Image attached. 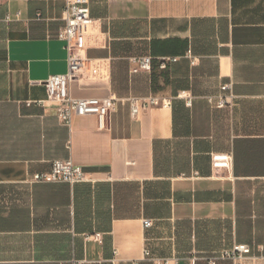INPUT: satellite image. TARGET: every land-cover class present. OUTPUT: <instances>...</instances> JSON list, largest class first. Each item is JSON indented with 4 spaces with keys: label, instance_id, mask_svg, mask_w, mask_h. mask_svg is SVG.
Masks as SVG:
<instances>
[{
    "label": "crops",
    "instance_id": "obj_1",
    "mask_svg": "<svg viewBox=\"0 0 264 264\" xmlns=\"http://www.w3.org/2000/svg\"><path fill=\"white\" fill-rule=\"evenodd\" d=\"M87 1L70 90L117 98L106 128L61 122L49 98L45 81L68 69L64 1H0V264H212L235 243L264 264V0ZM146 54L152 69L134 71ZM150 95L170 106L133 116L129 98ZM57 158L90 180L30 181Z\"/></svg>",
    "mask_w": 264,
    "mask_h": 264
},
{
    "label": "built area",
    "instance_id": "obj_2",
    "mask_svg": "<svg viewBox=\"0 0 264 264\" xmlns=\"http://www.w3.org/2000/svg\"><path fill=\"white\" fill-rule=\"evenodd\" d=\"M5 1V0H0ZM65 20L56 36L66 42L68 51V69L64 73L50 75L45 81L49 98L54 101L58 118L61 122L71 125L74 115L95 114L101 128L108 126V119L111 111L115 110L117 98L108 97H76L71 93V80L79 76L85 66L88 58L85 54L86 35L85 28L94 21L91 15V9L87 0H63ZM177 56L159 57V66L162 69L168 67L170 62L177 61ZM137 65L133 68L138 70H151L153 66V56L146 54L136 58ZM232 84L225 83L221 86L223 91L231 89ZM184 92H181V94ZM209 102L216 107H224L228 103V98L223 93L209 96ZM131 113L133 116L146 109L148 106H170L168 98H162L157 95L148 97H130ZM189 105L192 101H187ZM230 154L213 155V165L215 167H227L231 162ZM90 180L88 171L80 164H76L71 158H57L52 161L51 168L46 171H36L32 173L30 181L32 182H84ZM145 226L152 225L151 219L144 220ZM101 240L100 234L96 235ZM251 251L250 246L245 243H235L230 247L222 249L217 255L210 258V263L215 264L220 258L231 259L234 264H245L244 259ZM145 254L149 255L148 248ZM79 264V263H77ZM117 264V263H115Z\"/></svg>",
    "mask_w": 264,
    "mask_h": 264
}]
</instances>
